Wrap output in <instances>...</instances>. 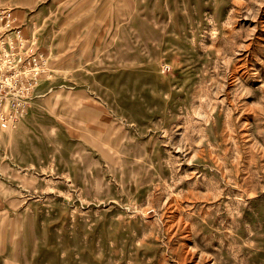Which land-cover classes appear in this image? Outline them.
Wrapping results in <instances>:
<instances>
[{"label":"rangeland","instance_id":"rangeland-1","mask_svg":"<svg viewBox=\"0 0 264 264\" xmlns=\"http://www.w3.org/2000/svg\"><path fill=\"white\" fill-rule=\"evenodd\" d=\"M0 264H264V0H0Z\"/></svg>","mask_w":264,"mask_h":264}]
</instances>
